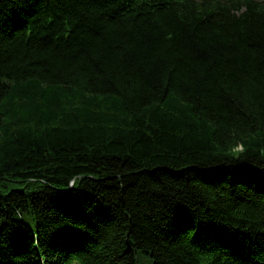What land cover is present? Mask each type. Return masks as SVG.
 <instances>
[{
  "label": "trees",
  "instance_id": "1",
  "mask_svg": "<svg viewBox=\"0 0 264 264\" xmlns=\"http://www.w3.org/2000/svg\"><path fill=\"white\" fill-rule=\"evenodd\" d=\"M0 264H264V0H0Z\"/></svg>",
  "mask_w": 264,
  "mask_h": 264
}]
</instances>
